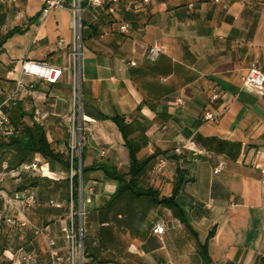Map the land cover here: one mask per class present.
<instances>
[{"label": "crops", "instance_id": "0c3cea01", "mask_svg": "<svg viewBox=\"0 0 264 264\" xmlns=\"http://www.w3.org/2000/svg\"><path fill=\"white\" fill-rule=\"evenodd\" d=\"M43 2L0 0V104L20 105V128L41 120L55 158L33 154L41 170L13 179L12 197L0 190L1 210L26 219L18 200L36 199L27 187L39 179L54 185L55 204L39 215L62 264L76 256L79 264H264V96L241 83L253 62L264 74V0H134L116 16L84 9L77 89L71 15H43ZM154 42L162 53L149 62ZM24 62L58 70L56 81L23 73ZM212 88L219 119L203 122ZM75 124L77 168L85 170L79 240L69 199ZM131 153L144 166L134 189L116 193L130 181ZM162 156L165 167L153 171ZM157 222L160 236L152 234ZM21 230L0 238V264H20L25 254L52 264L43 238Z\"/></svg>", "mask_w": 264, "mask_h": 264}, {"label": "built area", "instance_id": "2783aa9c", "mask_svg": "<svg viewBox=\"0 0 264 264\" xmlns=\"http://www.w3.org/2000/svg\"><path fill=\"white\" fill-rule=\"evenodd\" d=\"M16 1V0H10ZM134 0H44L42 7V14L46 15L57 9L67 10L71 15L69 28L73 34V47H72V66L75 78V87L77 89V82L79 83L80 76V60L82 56L81 48V13L84 9L90 10H103L110 16H116L118 14L127 13L132 9V3ZM151 0H141L143 4H149ZM215 3H220V0H214ZM191 7V6H190ZM118 29L121 33H127L129 26L125 22H120ZM162 53V46L159 42L151 44L146 53V59L149 62H155L159 55ZM130 65L134 66L135 63L131 62ZM22 71L25 74L35 75L38 78L44 79L53 83L58 77V70L52 67L42 68L41 66L24 62L22 64ZM242 88L248 92L257 94L258 96H264V74L258 67L256 62H253L248 67L245 75L241 78ZM21 86V83H18ZM219 91L216 88H212L208 94V107L202 112L201 120L203 122H217L219 114L213 109L214 104L219 99ZM179 106L184 105V101L181 98L176 100ZM9 106V100L0 104V139L7 142L14 135V128L12 127L9 113L6 108ZM38 125L44 126L43 122L39 120ZM81 130V128L79 129ZM80 149V146H79ZM73 152V148L71 149ZM167 163V159L162 156L158 158L153 167V171H161ZM224 168V162L221 161L214 168V172H219ZM41 170L38 161H27L15 168H11L8 161L3 160L0 164V182L5 178L17 179L26 173H37ZM264 176V167L261 170ZM78 176L80 180V169H78ZM71 178V176H70ZM80 182V181H79ZM0 197L3 200H7L5 196ZM18 204L23 209H30L36 205V199L33 195H28L18 200ZM7 208L4 207L0 212V220L3 221L8 227L20 230L28 227L33 234L41 236L45 241L47 250L49 252L52 264H62L63 257L59 254L56 248L55 239L52 237L50 231L45 228H38L30 224L27 219H15L12 216L6 214ZM164 226L162 223L157 222L152 227V234L160 236L164 233ZM73 238V235L72 237ZM20 264H37V259L32 254H25L20 259Z\"/></svg>", "mask_w": 264, "mask_h": 264}, {"label": "trees", "instance_id": "16d2710c", "mask_svg": "<svg viewBox=\"0 0 264 264\" xmlns=\"http://www.w3.org/2000/svg\"><path fill=\"white\" fill-rule=\"evenodd\" d=\"M16 30H13L11 33L15 32ZM9 34V35H10ZM82 36V32H81ZM7 112L10 116V121L12 124V127L14 128V135L7 141L0 142V161L3 160L8 161V164L11 168H15L19 166L20 164L30 161L33 154L38 153L42 155L43 157L52 160L55 158V155L50 148L45 133L40 125L37 123H34L32 127H24L20 128L21 120L20 118L23 116L20 105L18 103H11L8 108H6ZM114 121H116L118 124L120 120L118 118H114ZM83 145L81 147V158L83 157ZM7 155L12 156V160L7 158ZM131 155V170H130V181L127 184H120L119 189L116 193H119L121 191H125L127 189H134V177L137 175L138 172L141 171L144 164L137 165L136 161L134 159L133 153ZM71 169L74 172L71 181H70V192H69V199L73 207L76 206L77 198H78V192H79V176H78V168H77V159L72 156V163H71ZM95 167L104 169L103 165L97 164ZM84 168L81 167L80 173H81V187H82V178L84 174ZM117 180H121L119 177H116ZM24 186L19 187L20 189H23ZM2 250V247L0 246V251ZM83 257H85V251L83 250Z\"/></svg>", "mask_w": 264, "mask_h": 264}, {"label": "rangeland", "instance_id": "374dc122", "mask_svg": "<svg viewBox=\"0 0 264 264\" xmlns=\"http://www.w3.org/2000/svg\"><path fill=\"white\" fill-rule=\"evenodd\" d=\"M78 98V94L76 95V100ZM74 137L70 141V149L73 148V157L76 158L77 155H79V139L80 137V127L78 124H75L74 128ZM1 164V161H0ZM23 177V176H22ZM13 179L11 178H5L2 182H0V190H4L8 193L9 196L12 197L14 191H16L17 186L12 184ZM13 185L9 187L10 185ZM30 194L36 195L38 206H35L34 208L28 209L29 215L25 214V218L30 222L31 225L36 226L38 228H46L50 223L48 221H44L42 217L39 215V211L41 210H47L49 207H53L50 203V200H52L53 204H55L54 201V195L56 193V187L48 182H43L42 179H39V181L36 183H32V186L27 187ZM70 208L72 210V223H73V233L77 240H79V218L82 216V212L78 211V207H73L70 204ZM0 210H1V202H0ZM57 226V225H56ZM24 229L30 230L28 227L23 228L21 231H24ZM15 229H12L5 225L3 221L0 220V238L4 241H6L7 234L12 232ZM19 231V230H16ZM4 237L5 239H3ZM55 239V238H54ZM76 240V241H77ZM75 263L79 264V256L75 257Z\"/></svg>", "mask_w": 264, "mask_h": 264}, {"label": "water", "instance_id": "95a60500", "mask_svg": "<svg viewBox=\"0 0 264 264\" xmlns=\"http://www.w3.org/2000/svg\"><path fill=\"white\" fill-rule=\"evenodd\" d=\"M79 146H81V144H80V140H79ZM80 150V149H79ZM80 183V182H79ZM80 185H79V196H80Z\"/></svg>", "mask_w": 264, "mask_h": 264}]
</instances>
